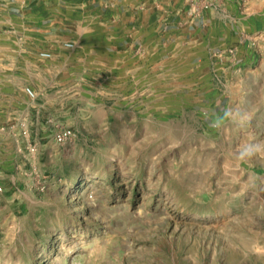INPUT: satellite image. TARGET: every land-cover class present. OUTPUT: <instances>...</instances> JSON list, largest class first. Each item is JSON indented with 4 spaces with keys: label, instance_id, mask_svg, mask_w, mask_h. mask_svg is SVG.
<instances>
[{
    "label": "rangeland",
    "instance_id": "1",
    "mask_svg": "<svg viewBox=\"0 0 264 264\" xmlns=\"http://www.w3.org/2000/svg\"><path fill=\"white\" fill-rule=\"evenodd\" d=\"M40 6L0 15V264H264V0Z\"/></svg>",
    "mask_w": 264,
    "mask_h": 264
},
{
    "label": "clouds",
    "instance_id": "2",
    "mask_svg": "<svg viewBox=\"0 0 264 264\" xmlns=\"http://www.w3.org/2000/svg\"><path fill=\"white\" fill-rule=\"evenodd\" d=\"M250 122L247 109L226 107L211 117L209 126L217 131H223L229 127L243 130L250 125ZM260 154H264V142L246 143L236 151L235 155L240 161H248Z\"/></svg>",
    "mask_w": 264,
    "mask_h": 264
},
{
    "label": "crops",
    "instance_id": "3",
    "mask_svg": "<svg viewBox=\"0 0 264 264\" xmlns=\"http://www.w3.org/2000/svg\"><path fill=\"white\" fill-rule=\"evenodd\" d=\"M50 0H0V15L7 13V8L10 7L11 9H16V7H20L22 10H28L31 9V15H36L39 12H35V10H40L42 6L45 5ZM51 1H57V0H51ZM85 2L88 0H84ZM91 1H97V0H89ZM118 1V0H117Z\"/></svg>",
    "mask_w": 264,
    "mask_h": 264
},
{
    "label": "built area",
    "instance_id": "4",
    "mask_svg": "<svg viewBox=\"0 0 264 264\" xmlns=\"http://www.w3.org/2000/svg\"><path fill=\"white\" fill-rule=\"evenodd\" d=\"M42 54H43V55H48L47 52H43ZM25 91H26L30 96H34V95H35V92H34L33 88L30 87V86H27V87L25 88ZM67 135H68V132H64L63 134H59V135H58V140L63 141V140L67 137Z\"/></svg>",
    "mask_w": 264,
    "mask_h": 264
}]
</instances>
